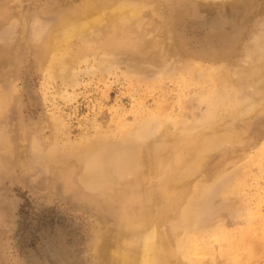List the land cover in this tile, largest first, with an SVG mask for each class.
<instances>
[{
  "label": "rangeland",
  "instance_id": "374dc122",
  "mask_svg": "<svg viewBox=\"0 0 264 264\" xmlns=\"http://www.w3.org/2000/svg\"><path fill=\"white\" fill-rule=\"evenodd\" d=\"M91 1L0 0V264H101L99 235L114 237L125 227L134 192H119L116 200L111 190L106 195L95 189L94 168L69 146L108 136L111 150L102 163L125 186L136 172L152 170V148L166 135L173 140L190 93L209 87L200 77L204 68L223 70L226 84L220 89L237 94L245 106L252 103L251 80L264 83V0H122L137 3L140 16L77 39L75 53L83 60L67 71L70 83L63 82L51 76L54 64H43L48 36ZM111 34L113 42L107 39ZM100 56L118 65L107 66ZM161 106L168 117L159 123L151 115ZM247 115L220 111L210 126L198 127L209 138L232 130L239 137L216 143L181 182L178 195L188 196L195 180L216 175L197 225L208 249L188 253L184 264H264V147L259 154L254 150L264 146V104ZM150 117L148 131L125 138L124 127ZM142 183L150 195L131 209L157 218L158 210L180 206L159 192L158 178ZM178 215L179 222L185 220Z\"/></svg>",
  "mask_w": 264,
  "mask_h": 264
},
{
  "label": "bare ground",
  "instance_id": "6f19581e",
  "mask_svg": "<svg viewBox=\"0 0 264 264\" xmlns=\"http://www.w3.org/2000/svg\"><path fill=\"white\" fill-rule=\"evenodd\" d=\"M136 4L137 3H134L132 6L128 2L126 3L122 0L99 4L98 0H92L84 9L73 10L70 15L61 19L54 30L49 34L48 42L45 47L47 56H49L45 59L43 64L51 63L55 66V70L53 69L50 73L51 76L56 75V77H61L62 81L66 83L71 81L68 74L69 72L67 71L73 67L75 68L74 65L81 63L83 60L81 58L79 60L75 53L76 46L79 45L76 40L81 38L85 39L86 36L94 32L97 33L102 27L108 26L107 24H113L114 28L123 27L124 24L140 16V6L136 7ZM138 24H140V22ZM113 37L114 35L112 34L107 36L109 42L115 41ZM92 45H94V43H92ZM135 47L137 49L140 48L139 45ZM93 52L94 51H92V53ZM102 58L103 57H101L100 60L105 65L112 64L111 66H113V64H116L115 58L112 60L113 58L111 59L110 57V59H107L106 57L104 61ZM98 62L100 61L98 60L96 63ZM121 62H119V64ZM190 67H195L194 69L196 70L200 69L199 66H194L192 63ZM105 69L107 68L105 67ZM74 72H72V74ZM200 75L201 79H206L207 82L210 83L209 87L204 91L200 88V90L190 93L186 104L187 112L185 114V120L176 124L178 130L177 134L171 142L166 140V135L165 138L161 140V143L157 145L158 147L156 146L151 149L149 161L152 170L148 173H139L138 176L136 172L134 180H132L133 182L130 181L124 186L113 174V168L104 166L105 164L102 163L106 158L104 154L109 153L111 150L112 142L108 136L99 135L96 138L83 139L82 142L69 146L70 153L76 156L78 155L77 157L83 161L88 168H94V177L92 176L90 183L95 189L105 192L106 195V192L111 190L108 195L119 200L122 198L121 193L131 191L134 192L132 195L136 196V199H133V201L138 202L140 200L139 204H141L145 196L147 194L150 195L149 192L151 191L148 186L142 183V179L156 177L160 180V185L162 184L159 192L162 191L166 193L168 200L180 205L176 207V209L175 206L172 205L170 209L172 212L165 211V213H162L164 211L158 210L157 218H153L152 215L144 209H138V207L137 210L131 209V207H136V202L134 206L127 207L123 216L125 218L124 222H126V225H124L125 227L116 233L114 237L112 235L113 232L111 234L101 233L99 235L97 246L100 255L99 262L101 264H184L188 253H193L189 256L191 257L195 256L197 252L208 249L205 238L200 236L201 229H198L199 227L197 225L200 220V209L204 201V196L213 185V181L215 180L212 179H214L216 175L209 180H195L191 185L190 194L188 196L182 193V195H178V190L180 189L181 182L186 180L185 177L190 178L192 176L193 171L207 158V152L211 149L213 150L212 147H214L216 143L220 141H229L230 139L233 140L239 136L238 134H233L237 132V130H232L233 133L231 135L228 134L229 132H226L220 136L209 138L208 133L204 134V130L198 127L210 126L214 121L215 114L220 111H230V113L232 112L236 116H248L247 114L255 112V109L264 104V83L260 81L259 77L254 81L253 79L251 80L250 86L252 87V92H250V98L252 99V103H246L249 106H245L241 101V97L237 94L233 97L226 92L225 87V91L220 89L221 84L223 86L226 84L223 70L218 71L215 67H206L202 70ZM200 82L201 81L198 83ZM228 86L229 84L227 87ZM253 87L255 89H253ZM61 94L69 98L66 92H62ZM159 110L160 112L154 113L151 116L153 120L156 119L155 121L161 123L160 121H162L163 118L165 119L168 117V113L165 112L166 110L162 106ZM193 117L194 120L190 122V119ZM150 122H152L151 117L149 119H139V121L136 119L133 125L129 123L131 127H124L122 130L123 132H121L126 136L125 138L130 136L136 138L140 137L146 130L148 131ZM127 124L126 122L125 125ZM99 130L102 131L101 128ZM111 130L109 131L111 132ZM109 136L112 138V134ZM124 136L120 135L121 138ZM234 141L232 142L234 143ZM222 143L223 142H221V144ZM216 147L218 146L216 145ZM254 147V150L258 151L257 154H259L264 146L258 145ZM171 151L172 156L169 155ZM133 152L135 156H141L142 154L141 151ZM169 157L173 160V164L172 166L170 165V170L165 171L167 161L168 163L170 162ZM256 157L257 156L254 154L253 158L255 159ZM220 172L219 174L222 176V172ZM177 213H183L185 220L179 222V215ZM161 216H163V218H161ZM199 240H202L201 245L198 244ZM54 256L55 254H51L52 258H54Z\"/></svg>",
  "mask_w": 264,
  "mask_h": 264
}]
</instances>
